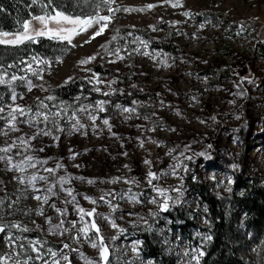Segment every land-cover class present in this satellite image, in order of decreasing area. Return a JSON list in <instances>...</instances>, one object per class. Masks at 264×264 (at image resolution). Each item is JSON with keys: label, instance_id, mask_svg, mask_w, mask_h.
Wrapping results in <instances>:
<instances>
[{"label": "rangeland", "instance_id": "374dc122", "mask_svg": "<svg viewBox=\"0 0 264 264\" xmlns=\"http://www.w3.org/2000/svg\"><path fill=\"white\" fill-rule=\"evenodd\" d=\"M172 4L178 6L172 7ZM148 5H154L155 7L148 8ZM112 7L114 9L118 7L120 11L109 13L101 6L100 15H108L111 19L107 22L108 26L103 34L91 40L90 43L86 44L84 41L89 39L95 28L74 37L72 43L76 47H72L66 42H60L58 46H55V49L51 50V55L45 53L36 56L38 59L52 61L50 68L43 64L38 66L32 63L33 69L44 68L43 79L33 77L26 70L22 71L23 76H27L34 84L42 85V88L36 87L29 92L22 81L14 82L12 85L17 93L15 103L26 109L31 108L33 114L36 111L56 112L67 107V113L61 112V118L57 119L55 125L52 123V119L49 120L47 125L39 123L29 126V124L22 123L18 125L19 132L11 133L9 136L0 135V146H4L5 142L11 143L16 137L22 136L27 140L40 128H45V130L51 132V135L45 136L54 141L51 146L54 155L52 158H45L44 160L47 163L42 165H47L46 169H57V165H62L58 168V173L48 177L47 182L56 185L53 189L56 195L51 199L56 207L62 210H66L72 205L64 203L61 199L64 190L61 189L57 178H71L68 183L63 185V189H65L75 177L73 173L76 167L73 164H67L64 159V151L67 146L64 140L72 139L75 136L72 133L73 127L68 118L73 113L76 114L79 108L85 106L92 108L100 100L109 101L105 105V113L114 110L115 101L126 107L149 101V105L152 107L154 101L159 99V85L156 86L155 84L158 80L148 76L147 80L154 84L147 86L143 80V77L147 75H139V70H150L151 66L157 61L165 58L179 61L180 56L186 55L185 52H187V56L196 57L200 61V71H205L209 77L219 76L223 81H230L228 84L237 88V92L243 89L245 91L249 81H253L257 77L252 63L258 62L262 65L259 73L264 76V0H169L167 3L164 0H115ZM124 9L144 10L125 11ZM90 12V8L82 4L78 5V0H71L70 14H88ZM186 12L188 15L184 14ZM50 26L54 25L50 24ZM31 27L38 28L40 25L33 21L30 30ZM195 28L213 36V40L209 39L205 43L209 49L202 50L198 44H186V36H189L188 30ZM126 33H128L127 44L120 39ZM11 38L9 37V39ZM143 42L147 43V48L144 47ZM116 49H119V55L124 57L123 60L117 59ZM135 49H139V52ZM144 51L149 52L150 55H142L141 53ZM92 56H95L96 59L91 63L80 64L82 59ZM57 58L62 59V63L57 62ZM110 61L116 62L110 63ZM27 62L31 63L32 61L28 60ZM97 65H99V68H97ZM23 69H26V64ZM93 73H98L103 83L99 85L88 83ZM69 78H72L69 83L79 80L86 81L85 85L79 87L82 94L67 100L55 98L49 101L46 99L47 96L55 97L57 87L66 85L65 81H68ZM110 81H115V83L109 85L108 82ZM93 87H100L102 92L115 91L109 96H104L102 92L93 91ZM182 88L187 91L197 89L192 87V84H187ZM10 93L11 89L8 87L0 89V98H2L0 104H12ZM180 93H182L181 90L177 95H180ZM20 94H23V99H20ZM77 97H79V100L76 99ZM174 99L179 98L175 95ZM41 101L48 105L47 109L39 107ZM134 101L136 103H133ZM246 101V96H237L236 102L239 106ZM135 110L143 116L145 114L150 116L153 112V109H147L146 107L135 108ZM213 110L215 116L223 114L221 109L214 108ZM7 111L8 108L6 107L5 114ZM40 119L42 120V117ZM103 119L101 117V120ZM207 120L212 126L211 118ZM234 121L232 119V122ZM180 122L183 123L184 120H180ZM3 123V121H0V125H3ZM109 123L112 126L111 130L116 129V124L112 120ZM61 128L67 129L71 133L59 138L58 129ZM106 129L107 127L103 130ZM229 129L232 128L229 127ZM174 133L175 131L166 132V136H172ZM219 136L218 131L214 132V139ZM251 136L254 137L253 134ZM258 138L260 139V137ZM262 140H264V137H262ZM209 141L207 140L205 145L199 144V146H205L206 148V145H211ZM31 142L26 152L23 147L13 149V152L10 153L13 156V162L19 161L23 156H34L33 153L37 151V148ZM165 144V148L174 152L173 164L167 165L166 168L174 169L178 164H181L182 174L175 181L163 186L159 185L161 181L159 179L155 186L166 189L168 195L172 196L173 199L180 196L181 202L172 205L167 211L174 212L175 217L160 211L158 204L154 203H149L150 209L138 214L119 211L121 210L120 206L133 208L135 204L129 199L133 194H130L124 200L122 199L120 194L125 189L138 190V195L149 194L148 191H150L143 176L138 174V171L131 164L134 154L128 153L126 156L124 150L120 154L113 155L115 160H117L116 157L121 155V158L124 159V165L117 163L119 165L102 169L101 163L97 162V169L93 172L96 178L91 180L94 183H90V186L95 188L92 199L96 200L97 203L92 208H89L88 203L81 207L86 212L95 208L96 212L93 216L85 215L84 221L80 219L71 221L67 215L60 216L55 209L50 208L47 204H42L37 200L32 201L34 198L30 197L28 193L30 189L23 188L25 185L28 186L27 180L24 184L18 183L16 179H13V172L7 171L6 166H4L6 164L0 162V180L3 181V184L0 185V198L5 200L3 209L0 210V223L9 225L17 223L21 225V228L28 229V231L9 229L14 239L19 238L15 247V251L21 254L19 258L23 261L27 256H31L33 260L29 261V264H44L45 260L51 264L52 258L46 252V249L51 248L56 251L58 253L57 258H59L62 245L68 243L70 248L63 249V253L69 256L72 264H85L81 254H83V257L99 264L98 249L92 248L90 243L84 239H80L78 242L71 239V237L77 235L75 230L72 229V222H76V228H80L85 222L90 223L94 220L100 228L99 235L104 237L111 250V258L108 264H149L150 261L152 264H156L151 252L161 255L166 264L172 262L173 264H197L195 256L198 251L207 253L212 242V239L210 241L204 240L205 236L210 235L212 237V234L208 231L210 225V210L206 201L208 197L215 198L219 204L224 206L232 205L234 207L232 218L236 229L242 230L246 238L253 240V243L245 252L254 253L256 233L250 227H247V222L243 217L241 202L238 200L243 191L239 180L250 183L259 181L262 184L260 186L264 187V150L257 153L255 149L254 153L250 152L246 158L244 147H238L239 155L234 165L228 166L221 161L216 162L212 158L208 160V163L210 168L217 169L218 173L213 174L209 169L202 168L204 164L200 163L197 167L205 172L200 176L196 171L193 174L190 172L191 164L189 160L185 159L186 156H192L189 152L198 146V142L192 143L188 139ZM217 145L220 146L222 143H217ZM233 146L236 149V145L233 144ZM141 149V146L138 147V150ZM211 149L215 151L214 146H212L207 149V152L210 153ZM100 150L108 152L103 147ZM17 151L22 155H16ZM43 151L46 152L45 149ZM92 152H95V150H87L84 154L88 157L92 155ZM149 153L150 162L151 159L155 161L156 159L153 158L157 154V149L152 147ZM85 165L86 162H84V169L86 168ZM149 165L139 167V171L144 172ZM155 165L159 167L160 162H156ZM250 165H254V168ZM36 168L37 165L32 168V174L38 172ZM67 171L72 173H67ZM116 178H119V180L113 183L112 181ZM132 180L136 182L125 183V181ZM107 181H110L111 184L109 185ZM180 183L183 184L182 195L175 191L171 193L170 191L174 187H180ZM229 188H231V191L228 190ZM107 193H113L114 195H105ZM102 195H105V200H111L113 205L119 206L115 212L112 211L108 203L99 199ZM120 200H123L122 203L119 202ZM11 201H15V203L9 208L8 203ZM138 201L137 206L145 209L144 203L141 200ZM52 202L49 201V203ZM99 203L103 204L102 207L105 210L112 211L113 214H105V217L115 219L116 223L125 229L124 233L112 228L105 217L98 215L97 206ZM41 208L44 213L48 211V217L52 218L53 224L64 220L63 227L68 228L70 231L64 233L63 236L53 235L49 231L50 225L46 220L43 221V215L37 214ZM154 212L157 215L153 216L152 213ZM182 212L183 214L186 213V217L182 215ZM115 213L117 214L115 215ZM193 219L195 222H192ZM89 235L93 240L96 239L93 230L90 229ZM114 236L117 238L112 239ZM259 237V235L256 237L257 242ZM37 240L43 243L41 249L43 260H36L37 253L30 250L29 242ZM20 244L24 245L23 249L19 247ZM134 245L137 251L133 250ZM6 247V237L3 233H0V255L11 254L12 249L9 247L6 249ZM71 249H76V251ZM205 256L206 254L200 258L199 264H202ZM9 264H15V257ZM61 264H66V262L61 260Z\"/></svg>", "mask_w": 264, "mask_h": 264}, {"label": "bare ground", "instance_id": "6f19581e", "mask_svg": "<svg viewBox=\"0 0 264 264\" xmlns=\"http://www.w3.org/2000/svg\"><path fill=\"white\" fill-rule=\"evenodd\" d=\"M188 33L189 36H186V44H198L202 50L209 49L205 43L209 39L213 40V36L207 35L205 31L198 28L189 29ZM185 53L186 55L179 57L181 58L179 61L165 58L164 60L157 61L151 66L150 70H139V75H147L143 77L144 84L147 86L154 84L147 80L148 76H152L158 80L155 84L156 86L159 85V99L154 101L152 107L149 105V101H147L136 103L128 108L146 107L147 109H153L150 116L147 114L145 116L140 115L136 110L134 113L122 112V109L126 106L116 101L114 110H110L107 113H95L94 106L90 108L93 114L99 116L95 124L89 119L88 112H76L75 116L78 117L83 127L79 131L73 129L72 133L75 136L72 139L64 140V143L67 144L64 151L65 162L73 164L76 167L73 173L75 175L74 179L65 188L72 189V194L76 199L74 202H71V197L67 196L66 191L62 193L61 197L64 203L67 199L72 205L66 208V215L69 220L75 221L80 219L78 207L81 208L85 203L89 204V208L95 207V204H92L84 197L93 198L94 196L95 188L91 187L88 181L96 178L93 174L97 169L96 164L100 162L102 169L112 168L119 164L124 165V159L121 158V155L116 157L117 160L113 158V155L120 154L122 150L125 151L126 156L128 153L134 154L131 164L138 171V174L143 176L145 183L150 189L148 191L149 194L138 195V190L133 189H125L120 194L123 200L130 194L138 195L136 198L144 203L145 209L138 207L136 202L133 208L120 206V212L128 211L134 214L150 209L149 203L151 199H161L158 193L153 190V187L147 183L146 177L149 171L155 172L160 176V186L175 181L182 174L181 164H178L174 169L166 168L167 165L173 164L174 152L165 148V143L170 144L171 142H181L188 139L192 143L198 142V146L189 152L193 156V160L189 161V163L191 164L190 172L193 174L196 171L200 176L205 173L197 167L200 163L204 164L202 168L209 169L213 174L218 173L217 169L210 168L207 159L195 155L196 153L207 151V145L206 148L205 146H199V144L205 145L207 140H210L209 143L215 149V151L211 149L210 154L212 158L216 162L221 161L228 166L234 165L237 161V156L239 155L238 147H244V156L246 158L250 152L254 153L255 149L257 153L264 150V146H262L264 145V140H262V137H264V76L259 73L262 65L258 64V62L252 63L257 77L247 84L245 91L243 89L237 92V88L228 84L230 81H223L219 76L212 78L206 75L205 71H200V61L196 57L187 56V52ZM187 84H192V87H196L197 89L189 91L183 89L182 87ZM180 90L182 93L177 95ZM175 95L179 99H174ZM239 95L247 97V101L240 106L236 102ZM117 105L120 107H117ZM214 108L223 110V114L215 116ZM101 117L107 118L109 121L112 120L116 124V129L109 131L108 127L102 123ZM208 118H211L212 126H210ZM232 119L235 121L232 122ZM68 120L72 125L75 123L74 120H70L69 118ZM180 120H184V122L182 123ZM105 127L107 129L103 130ZM229 127L232 129H229ZM171 129H175V133L172 136H166V132H171ZM217 131L220 136L214 139L213 134ZM58 132L60 133L59 138L71 133V131L68 132L64 128L58 129ZM252 134L254 137L251 136ZM83 136L84 138H82ZM141 141L143 142L142 145ZM31 143L37 148V151L33 153V157L36 160L53 157L54 152L51 150V146L54 144V141L50 137L38 135ZM217 143H222V145L218 146ZM233 144L236 145V149ZM140 146L142 149L138 150ZM101 147L107 149L108 152L101 151ZM152 147L157 149V154L153 158L156 160L153 161L151 159V163L153 161L152 165L150 163L149 167L144 172H141L139 171V167L146 165L145 160L150 161L149 150ZM41 148L45 149L46 152L40 151ZM87 150H95V152H92V155L87 157L84 154ZM73 156H75V159L72 158ZM84 162H86L85 169ZM156 162H160L159 167H156ZM250 166L254 168V165ZM46 167L47 165L37 164L36 171L38 172L35 174L51 177L52 174L59 172L57 169L54 173L50 174L45 171ZM10 172H13V175L17 177L21 175L28 177L32 175V168H27L24 173L16 172L15 170ZM67 173L72 172L67 171ZM78 177L82 179H78ZM125 177L127 178V176ZM107 182L109 185L111 184L110 181ZM156 183L157 180L153 181L154 185ZM48 185L49 183L36 181V187L39 189H44ZM179 186L181 187L183 184L180 183ZM23 188L30 189L28 192L30 197H33L34 194H44L43 192L34 193L30 185H25ZM173 189L170 191L171 193L174 192ZM50 201L52 202V199ZM122 201L120 200L119 202L122 203ZM102 205V203H99L97 206L100 217H105V214H113L111 210H105ZM168 213L172 217H175L174 212H166V214ZM185 214L182 212L184 217H186ZM47 217L48 211L44 213L43 221ZM192 222H195V220L193 219Z\"/></svg>", "mask_w": 264, "mask_h": 264}, {"label": "snow or ice", "instance_id": "6c2138e0", "mask_svg": "<svg viewBox=\"0 0 264 264\" xmlns=\"http://www.w3.org/2000/svg\"><path fill=\"white\" fill-rule=\"evenodd\" d=\"M115 2V0H78V5H84L91 9V12L88 14H69L65 11L59 10L55 6L52 5V0H48L46 4H43L42 7L48 8L49 6H52V12H46L42 15H35L32 16L31 19L25 20L22 25V31H17L16 33H12L9 31H0V45H18L23 44L25 41H30L32 43H39V37H47L48 39H55L59 42L63 43L66 42L68 45H71L72 47H76L75 44L72 43L74 37L81 35L83 33H87L89 29L95 28V31L92 32L89 39L85 40L84 43H90L91 40L95 39L96 37L103 34L105 29L107 28V22L110 21L111 17L108 15H100L99 10L101 9V6H103L109 13H113L116 11H120V8H113L112 4ZM164 2H169V0H164ZM32 3H36V0H32ZM177 4H172V7H177ZM148 8L155 7L154 5H148ZM125 11H132V10H138L143 11L144 9H124ZM4 9L0 7V12H3ZM185 15H188V13H184ZM36 21L40 27H31L32 22ZM54 25V26H50ZM156 30V29H153ZM9 37H12L9 39ZM115 39V37H113ZM144 47L147 48V43L143 42ZM104 47V46H102ZM135 51L139 52V49H135ZM117 59L123 60L124 57L119 55V49H116ZM142 55L149 56L150 53L147 51H144L141 53ZM96 57H88L86 59H82L80 61V64L86 65L91 63L93 60H95ZM31 63H28L26 61H21V63L26 64V69H21V71H28L31 73L33 77H36L37 79H43V72L44 68H38L33 69L32 63L37 64L38 66L40 64H43L47 67H51L52 61L47 59H38L36 56H33L31 58ZM57 62L62 63V59L57 58ZM116 61H110V63H115ZM9 67H17V65H9ZM2 68V66H0ZM89 71H91L89 69ZM72 78H69L68 81H65V84L69 83ZM20 80L24 82V86H26L27 91L31 92L33 88L41 87L42 85L34 84L31 79H29L27 76H17L15 74L8 77V73L6 70L0 71V85H5L8 88L11 89L10 93V100L12 101V104L3 105L0 104V121H3V125H0V135L3 136H9L11 133L19 132V124L26 123L29 124V126H33L34 124L44 123L45 125L48 124L49 120L52 119V123L55 125L58 118H61V112L67 113V107L61 108L60 111L56 112H42V111H36L34 114L32 112L31 108H25L18 104H16L17 100V93L15 91V88L12 87L13 82ZM252 82V81H249ZM88 83L90 84H96L99 85L103 83V81L99 78L98 73H93L92 77L88 80ZM109 85L112 83H115V81L108 82ZM93 91L97 93H101L102 90L100 87H93ZM115 90H112L114 92ZM112 92L109 91H103L102 94L104 96H109L112 94ZM242 95V93H241ZM20 99H23V94H20ZM47 100L51 101L54 100L55 97L53 96H47ZM79 100V97L76 98ZM195 99V98H193ZM2 100V98H0ZM109 103V101L100 100L95 103L94 111L95 113L105 112L106 108L105 105ZM133 103H136L135 101ZM163 103V102H161ZM8 108V111L5 114V108ZM42 109H47L48 105L44 104L43 101L40 102L39 105ZM117 107H120L117 105ZM77 111L80 112H88L89 113V119L95 124L96 120L99 119V116L97 114H93L90 111V106H85L79 108ZM122 112L125 113H134V108H128L125 107L122 109ZM42 117V120L40 119ZM23 118V119H20ZM130 118V117H126ZM70 120H74L75 123L72 125L73 129L76 131H79L80 128L83 127L82 124H80L78 117L75 116V113L71 117H69ZM214 119V118H213ZM102 123L108 127L109 131H111V124L109 123V119L105 118L103 119ZM154 130V129H153ZM172 131H175V129H171ZM38 135H51L50 131L45 130V128H40L33 136L28 138L27 140L24 139V137H16L13 139L11 143L5 142L4 146H0V162H3L6 164L7 171H18L20 173H24L27 168H35L37 164H46V160H36L32 155L23 156L22 159H20L17 162H13V156L10 155V153L13 152V149H20L21 147L24 148V151L26 152L28 150V146H30V142L32 140H35ZM143 142L141 141V145ZM208 148H211V145L207 146ZM40 151H43L41 148ZM16 155H22L19 151H17ZM126 155V153H125ZM196 156L203 157L204 159L211 160L212 156L207 151L196 153ZM75 159V156L72 157ZM185 159L191 161L193 159V156H186ZM151 162L148 160H145V164H150ZM62 167V165H57V169ZM127 167V166H126ZM57 169H45L48 173H54ZM174 174V173H173ZM167 175V173H165ZM13 179H16L18 183L24 184L25 180H27L28 185L31 186L34 193L43 192V195L34 194L33 198L42 204H47L50 208L55 209V211L60 216L66 215V210H62L60 208H57L55 203H49L51 198L56 195V192L53 191V189L56 187L55 184H49L44 189H39L36 187V181H44L48 182V176L44 175H38V174H32L31 176L24 177H13ZM70 177H58L57 182L60 184L61 189L67 192V196L71 197V202L75 201V196L72 194V189H63V185L65 183H68L70 181ZM78 179H82L81 177H78ZM160 176L152 171H149L147 173V183L153 187V190L158 193V196L161 198L157 200L156 198H153L150 200V203L158 204V207L160 211L167 212L169 208L174 205L180 203V196H177L175 199H173L172 196L168 195V191L166 189H162L159 187H156L153 184V181L159 180ZM195 179V177H193ZM119 180V178H116L112 182L115 183ZM135 183V180L132 181H125V183ZM88 183H94V181H88ZM231 183V182H230ZM3 184V181L0 180V185ZM231 191V188L228 189ZM173 191L181 193L182 195V186L174 188ZM105 195L111 196L114 195L113 193H107ZM105 195H102L99 197L100 200L105 201L109 204L112 211L115 212L118 205H113L111 200H105ZM85 199L89 200L92 204H96L97 201L92 199L91 197L85 196ZM130 200L133 202L138 203L135 195H132L129 197ZM69 200H65V203H69ZM171 202V204H170ZM15 201H11L8 203V207L11 208L12 204H14ZM5 204V200L0 198V210L3 209V206ZM207 211V210H206ZM96 210L93 208L91 211H85V209L78 207V213L80 215V220L84 221V216H93L95 214ZM38 215H44L43 209L41 208L38 213ZM131 215V214H130ZM153 216L157 215V213H152ZM105 219L110 223L111 227L114 229H118L120 233H124L125 229L121 228L117 223L115 219H112L110 217H105ZM46 222L50 225L49 231L53 235L57 236H63L64 233L70 231L68 228H64V220H60L59 223L53 224L52 218L47 217ZM145 223H147L145 221ZM9 229H18L21 231H28L27 228H21L20 224L13 223V224H4L0 223V233H3L6 237V246L12 249V252L10 255H0V264H9V262L15 257V264H29V261L33 260V257L27 256L23 261L19 258L20 252L15 251V247L17 245V241L19 238H13L12 234L10 233ZM72 229L75 230L77 235L71 237V239L76 240L77 242L80 239H84L90 243V246L94 249H98L99 256H100V262L99 264H108V257H109V247L104 241V237L102 235H99L100 228L97 226L95 221H91L90 223L85 222L82 227L76 228V222H72ZM93 230V234L96 236V239L93 240L90 235L89 231ZM117 237H112V239H116ZM212 237L205 236L204 240L210 241ZM139 243V242H137ZM30 244V250L34 253H37L35 259L36 260H43V253L41 252V249L43 248V243L39 240L34 242H29ZM19 247L21 249L24 248L23 244H20ZM70 245L68 243H64L62 245L61 252L59 254V258H57L58 253L56 251H53L51 248L46 249V252L50 255L52 258L51 264H61V260L66 262V264H72L71 260L69 259V256L67 254L63 253V249H69ZM72 251H76V249H71ZM133 250L137 251L136 246H133ZM206 253L204 251H198L197 255L195 256V260L197 261V264H199L200 258L203 257ZM82 258L85 260V264H96V262L89 260L87 257H83V254H81ZM44 264H49L47 260L44 261ZM149 264H152L150 261Z\"/></svg>", "mask_w": 264, "mask_h": 264}, {"label": "trees", "instance_id": "16d2710c", "mask_svg": "<svg viewBox=\"0 0 264 264\" xmlns=\"http://www.w3.org/2000/svg\"><path fill=\"white\" fill-rule=\"evenodd\" d=\"M47 2L48 0H36V3H32V0H0V7L4 9L0 12V31L12 33L22 31L21 25L25 20L35 15L52 12V6L42 7ZM52 5L70 14L71 0H52ZM127 37L128 33L120 39L127 44ZM38 39L39 43L25 41L18 45H0V66H2L0 71L6 70L8 77L13 74L23 76L21 69L25 67V64L21 61L27 62L39 54L51 55V50L60 44L59 41L47 37ZM9 65H17V67H9ZM85 84L86 81L79 80L57 87L55 98L72 99L82 94L79 87ZM4 87L7 86L0 85V89ZM239 183L243 191L238 200L241 202L247 227L256 233L254 239L256 249L254 253L245 252L253 240L246 238L242 230L236 229L232 218L234 207L224 206L219 204L215 198L208 197L206 199L210 210L208 231L212 234V242L202 264H264V187L260 186L262 184L259 181L250 183L239 180ZM258 235L260 237L257 242ZM151 254L156 264H166L161 255L152 252Z\"/></svg>", "mask_w": 264, "mask_h": 264}, {"label": "water", "instance_id": "95a60500", "mask_svg": "<svg viewBox=\"0 0 264 264\" xmlns=\"http://www.w3.org/2000/svg\"><path fill=\"white\" fill-rule=\"evenodd\" d=\"M104 241H105V239H104ZM105 243H106V241H105ZM107 244V243H106ZM109 247V246H108ZM111 258V250H110V248H109V257H108V261H109V259Z\"/></svg>", "mask_w": 264, "mask_h": 264}]
</instances>
